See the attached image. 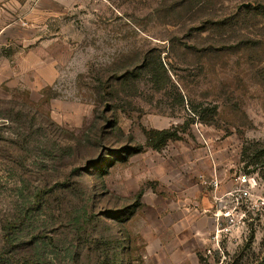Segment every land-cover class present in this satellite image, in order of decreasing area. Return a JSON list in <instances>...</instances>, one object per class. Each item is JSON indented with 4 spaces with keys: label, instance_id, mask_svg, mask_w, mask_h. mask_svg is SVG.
Wrapping results in <instances>:
<instances>
[{
    "label": "rangeland",
    "instance_id": "1",
    "mask_svg": "<svg viewBox=\"0 0 264 264\" xmlns=\"http://www.w3.org/2000/svg\"><path fill=\"white\" fill-rule=\"evenodd\" d=\"M177 1L0 0V250L44 190L16 257L264 262V9Z\"/></svg>",
    "mask_w": 264,
    "mask_h": 264
},
{
    "label": "trees",
    "instance_id": "2",
    "mask_svg": "<svg viewBox=\"0 0 264 264\" xmlns=\"http://www.w3.org/2000/svg\"><path fill=\"white\" fill-rule=\"evenodd\" d=\"M254 2H256L258 6L264 9V0H258V1L255 0ZM186 4H189L188 5L189 7L192 4V0H180L177 4L175 3V5H172L171 9L176 10L177 8H185L187 7ZM251 10H252L251 6L245 7L239 12L234 9L235 12H231L229 15H225L221 17L220 21H218L217 24L223 25L226 28H230L232 30L230 32H234L232 27H230V25H232L233 23L232 21L236 18H240L243 15H248V13ZM194 113L196 115L198 114V116H200L202 120H205V122L209 123L214 120V116L217 113V107H213V109L209 110L208 113L209 117L204 116L203 111L198 110V108L194 109ZM156 134L163 136L164 143L172 138V136L166 130L157 132ZM241 156H242L241 157L242 162H246L247 166L261 165V167L264 168V145L259 143L253 144L252 142H246L242 147ZM44 194H45L44 190L37 191L34 195V200L28 203L29 204L28 207H26L27 203H25L20 216L12 220H5L1 223V231L3 235V247L0 250V262H5L7 264H47L46 261L41 260L42 256L38 255L39 252H37L38 259H36L35 261H33L32 260L33 258L31 257L30 258L16 257L14 255V249L16 248L17 244L19 243L22 237V232L24 231L28 221L32 218V212L39 209L40 206L42 205ZM85 212L87 213V211ZM251 238L254 239L253 232L251 233ZM260 250L264 252V236L260 242ZM244 257H245L244 254L240 256V260L238 261V264L242 263ZM255 261L258 262V259H255ZM205 263H206V259L201 257L200 264H205ZM257 264H264V262H258Z\"/></svg>",
    "mask_w": 264,
    "mask_h": 264
},
{
    "label": "crops",
    "instance_id": "3",
    "mask_svg": "<svg viewBox=\"0 0 264 264\" xmlns=\"http://www.w3.org/2000/svg\"><path fill=\"white\" fill-rule=\"evenodd\" d=\"M61 1V0H60Z\"/></svg>",
    "mask_w": 264,
    "mask_h": 264
}]
</instances>
